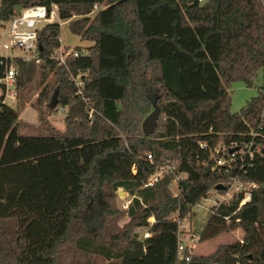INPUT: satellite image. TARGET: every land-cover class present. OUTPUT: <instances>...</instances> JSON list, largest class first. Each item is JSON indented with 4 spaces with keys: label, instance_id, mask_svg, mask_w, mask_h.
Masks as SVG:
<instances>
[{
    "label": "trees",
    "instance_id": "16d2710c",
    "mask_svg": "<svg viewBox=\"0 0 264 264\" xmlns=\"http://www.w3.org/2000/svg\"><path fill=\"white\" fill-rule=\"evenodd\" d=\"M32 5H56L91 45L58 66L59 23L47 24L41 63L12 62L16 103L0 100V264H264V0H0V23ZM258 72L257 95L231 112L230 85L250 88ZM36 74L44 86L31 106L64 108V133L42 118L46 134L18 133ZM154 108L157 127L144 135ZM234 184L197 236L240 230L241 240L180 260L178 222Z\"/></svg>",
    "mask_w": 264,
    "mask_h": 264
},
{
    "label": "built area",
    "instance_id": "2783aa9c",
    "mask_svg": "<svg viewBox=\"0 0 264 264\" xmlns=\"http://www.w3.org/2000/svg\"><path fill=\"white\" fill-rule=\"evenodd\" d=\"M198 1L201 2L203 0ZM59 21L61 20L59 19L56 5H51L49 8L45 6L32 5L20 9L17 12V15L11 18L9 21L3 24L0 23V67L2 69L0 76V100L2 104L14 106L16 103L15 88L17 81V70L12 62L15 57H18L19 55H12V52L14 50H20L22 55L19 57H21L24 61L33 62L36 65L40 64L42 59L39 55L40 44L37 40V34L44 25L58 23ZM70 56L77 57V51H74L70 48L67 49L66 47L59 45L58 49L54 50L49 58L56 61L58 66L66 67V62ZM71 80L78 89L77 93L80 94V88L82 87L80 75H77L75 78H71ZM60 109L65 111L64 108ZM217 164H221V162L218 161ZM169 169L170 167L168 165L158 167V170L150 179L149 184L156 182V180L164 173H167ZM179 178V176H175L174 183L177 182ZM231 189H233V193H236L241 190V185L234 184ZM233 193L228 197H226V193L225 197L221 196L219 201H216L214 197L205 198L200 204H197L194 209H200L201 205L206 203L208 200H211L212 205H218L219 202L231 198ZM249 200L250 194L246 191L244 192V197L240 201L238 208ZM128 204L129 201L124 202L122 204V208L127 209ZM186 222V218H184L181 222H178V235L180 238L178 242V256L180 260L184 259L186 262H188L193 256L194 247L199 242V237L195 235L189 236L191 244L187 245L184 243L183 237H187V234L184 232L187 229V226L185 225ZM185 252L188 253L186 257L184 256Z\"/></svg>",
    "mask_w": 264,
    "mask_h": 264
},
{
    "label": "rangeland",
    "instance_id": "374dc122",
    "mask_svg": "<svg viewBox=\"0 0 264 264\" xmlns=\"http://www.w3.org/2000/svg\"><path fill=\"white\" fill-rule=\"evenodd\" d=\"M69 21H59V45L63 47H69L73 49L75 47H80L84 52H86L88 47L91 45L89 42L81 41L77 35H73L69 30ZM12 55H22L20 50H14ZM262 74L258 72L257 76L253 79V86L246 87L241 82H234L229 87L230 95V111L238 112L246 101L250 100L252 97L257 95L258 88L262 86ZM44 84L39 85L38 74H36L33 81L29 84L27 89V102L25 105L20 106V114L17 122L18 133L21 135H42L46 134V127L40 119H44L46 123L53 127L58 133H64V111L59 108L55 110L48 111L46 108H41L40 110L32 107L31 105L35 102V99L42 89ZM233 193V189L228 190L226 197ZM225 197V194L222 195ZM220 195L216 193L214 198H219ZM128 197H117V204L122 207L124 202H127ZM212 205L211 200L202 204L200 209L193 210V216L190 222H186L187 228L194 233L196 236L199 235L205 226L208 218V210ZM142 230V228H141ZM242 233L240 230H234L230 233L220 235L214 239L198 242L194 247V255L207 256L217 249V247L225 244H230L235 241L241 240ZM184 238V243L190 245L189 235Z\"/></svg>",
    "mask_w": 264,
    "mask_h": 264
},
{
    "label": "water",
    "instance_id": "95a60500",
    "mask_svg": "<svg viewBox=\"0 0 264 264\" xmlns=\"http://www.w3.org/2000/svg\"><path fill=\"white\" fill-rule=\"evenodd\" d=\"M20 9H22L21 6H15L14 10L15 12H18ZM39 50H42V47L39 45ZM159 116V110L157 108H154L152 112H150L142 121L141 129L142 133L144 135H152L157 127V121ZM216 191H224L225 187L222 185H217L214 188ZM118 196L119 197H127L128 194L124 193L121 189L118 190Z\"/></svg>",
    "mask_w": 264,
    "mask_h": 264
},
{
    "label": "crops",
    "instance_id": "0c3cea01",
    "mask_svg": "<svg viewBox=\"0 0 264 264\" xmlns=\"http://www.w3.org/2000/svg\"><path fill=\"white\" fill-rule=\"evenodd\" d=\"M150 221L152 222L153 219H150ZM137 232H138V235H139V238H140V239H143L144 237L149 236V235H148V231H147V229H144V228H142V230H141V229H138ZM213 252H214V251H213ZM213 252H212V253H213ZM193 256H202V255H194V252H193Z\"/></svg>",
    "mask_w": 264,
    "mask_h": 264
}]
</instances>
